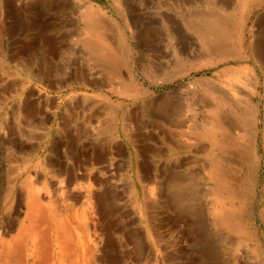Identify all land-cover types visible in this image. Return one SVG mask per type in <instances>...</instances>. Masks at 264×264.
Here are the masks:
<instances>
[{
    "label": "rangeland",
    "instance_id": "obj_1",
    "mask_svg": "<svg viewBox=\"0 0 264 264\" xmlns=\"http://www.w3.org/2000/svg\"><path fill=\"white\" fill-rule=\"evenodd\" d=\"M207 14L236 36L204 46ZM215 113L222 131L199 137ZM32 190L43 220L70 221L78 264H264V0H0V238L28 223Z\"/></svg>",
    "mask_w": 264,
    "mask_h": 264
},
{
    "label": "bare ground",
    "instance_id": "obj_2",
    "mask_svg": "<svg viewBox=\"0 0 264 264\" xmlns=\"http://www.w3.org/2000/svg\"><path fill=\"white\" fill-rule=\"evenodd\" d=\"M82 17L87 18V23H94L87 24L83 29L82 34H84L85 40L92 44V49L97 53V56L104 62V65L110 71L111 78H115L116 69L114 67H116L118 60L117 53L113 49L109 47L107 48V45L105 46V44L99 42L106 37L104 33L105 31H103L104 27L92 12H85L82 14ZM199 24H201L202 27L201 34L203 37V44L208 49H216L217 43L227 37L229 33L230 37H232L231 35L234 37L236 36V25H232V29L228 32L225 23L222 21L221 17L218 16L213 17L210 14L199 16ZM205 125L207 128L200 132L195 127V132L199 134V137L206 138L218 131H222L223 118L221 115H216L215 113L212 121L208 125ZM222 135L223 137L220 138V144L215 143V145L226 147L227 138L225 134ZM218 174L219 175H217L216 178L219 182H222L221 180H224L226 171L221 167L218 170ZM189 190L190 188H188V186L177 189L176 197L179 204H182L183 199L186 198ZM32 193V199H30L29 202L28 223L24 226L23 224L20 225V228H15V231H17V229L19 230L18 234H12L13 227H11L8 230V232H10L7 233L9 239L6 240L0 238V264H23V258H25L24 246L28 241L31 242V247L29 252L26 253V256L27 258L34 260L32 264H51L50 259L52 254H55L57 264H78L77 261H71V256L74 255V251H72L73 248L70 246L71 243L69 244L67 241V233L71 227L70 221L65 216L55 215V213L52 214V217L48 221L47 219L43 220L45 216L37 208L39 194L34 190H32ZM213 198L215 207L212 214H214L217 222L223 227V229L231 230L236 228V225L239 224L236 212L226 207L230 198L221 193H217ZM91 202L92 201L88 199L85 203L89 206ZM52 226L54 228H52ZM91 227L92 226L90 225V228ZM51 229L53 230L52 238L47 235V231L49 232ZM51 240L56 243V246L52 245ZM80 253L82 260L85 255H89H87L84 248Z\"/></svg>",
    "mask_w": 264,
    "mask_h": 264
},
{
    "label": "crops",
    "instance_id": "obj_3",
    "mask_svg": "<svg viewBox=\"0 0 264 264\" xmlns=\"http://www.w3.org/2000/svg\"><path fill=\"white\" fill-rule=\"evenodd\" d=\"M4 22H5V25L8 26V27H10V28H11V25L13 26V24L9 23V21H4ZM7 22H8L9 24H8ZM14 26H15V24H14Z\"/></svg>",
    "mask_w": 264,
    "mask_h": 264
}]
</instances>
